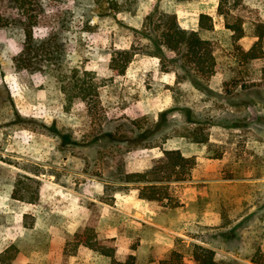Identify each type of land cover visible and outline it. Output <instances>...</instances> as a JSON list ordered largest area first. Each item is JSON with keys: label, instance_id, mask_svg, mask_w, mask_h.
<instances>
[{"label": "rangeland", "instance_id": "1", "mask_svg": "<svg viewBox=\"0 0 264 264\" xmlns=\"http://www.w3.org/2000/svg\"><path fill=\"white\" fill-rule=\"evenodd\" d=\"M219 1L46 0L35 36L53 32L65 66L106 78L91 110L83 101L65 110L50 71L17 70L23 30L0 27V252L15 244V264H116L130 255L132 264H159L177 249L196 264L188 245L198 242L222 264H264L255 261L264 262V41L257 59L237 49L254 43L264 0L228 3L226 17ZM155 8L195 30L200 13L212 16L213 29L199 30L213 44L212 76L193 77L159 45L148 19ZM0 10L14 16L7 1ZM227 21H240L246 35L234 40ZM129 48L136 53L117 74L112 53ZM192 129L208 139L195 141ZM164 148L196 163L161 206L120 176L150 169ZM24 174L35 202L12 196ZM86 226L116 244L114 261L83 245L66 250Z\"/></svg>", "mask_w": 264, "mask_h": 264}, {"label": "trees", "instance_id": "2", "mask_svg": "<svg viewBox=\"0 0 264 264\" xmlns=\"http://www.w3.org/2000/svg\"><path fill=\"white\" fill-rule=\"evenodd\" d=\"M7 1L14 16H5L0 10V27L10 24L20 25L24 33V42L21 50L13 57V65L17 70L25 69L30 72L50 71L64 99V109L70 110L77 101L86 103L89 110L99 94V89L106 84V78H99L93 70L79 66L67 67L64 65V51L55 40L53 32L36 37L34 28L38 24L40 14L43 12L46 0H0V8ZM232 1V2H231ZM242 0H220L218 12L225 17L228 14V3L237 6ZM151 29L156 34L159 45L177 54L174 61L188 67L193 77L199 75L208 78L216 71V58L212 41L201 36L199 30H212V16L207 13L199 14L198 30L188 29L180 25L177 16L173 12L158 11L156 8L148 15ZM227 28L233 31L232 37L238 40L246 35V30L240 21L226 22ZM250 35L255 38L254 43L248 48L238 47V55L244 60L257 59L263 54L264 22L253 24ZM136 52L131 48L117 49L112 53L110 68L117 74H123ZM193 81V79L191 80ZM195 141L205 142L208 137H199L197 129H192ZM163 154L156 158L150 169L142 172H128L120 176L125 183H133L138 189V197L141 199L158 202L159 205L171 204L173 196L170 192L172 183L187 179L195 165V159L186 156L179 148H164ZM38 174V173H36ZM30 176L20 175L15 182L13 198L26 202H35L38 199V189L32 187L28 180ZM27 214H25L26 216ZM112 240V239H111ZM71 246L69 253H74L80 245H84L114 261L116 245L107 240H101L97 236L93 226H86L82 231L76 232L73 240L68 243ZM17 246L11 244L0 252V264H15L13 259L17 254ZM215 250L198 242L188 245V260L196 264H222L215 258ZM133 255L123 263L129 262ZM264 263L261 260H255ZM37 264V263H28ZM159 264H188L183 254L172 249Z\"/></svg>", "mask_w": 264, "mask_h": 264}, {"label": "crops", "instance_id": "3", "mask_svg": "<svg viewBox=\"0 0 264 264\" xmlns=\"http://www.w3.org/2000/svg\"><path fill=\"white\" fill-rule=\"evenodd\" d=\"M140 200H142V201H144V202H146V203H148V202H151V203H153V202H155V201H152V200H146V199H141V198H139ZM158 205V204H157ZM158 207L160 208V206L158 205ZM116 245V244H115ZM84 246V245H83ZM86 247V246H85ZM88 248V247H87ZM90 249V248H89ZM91 250V249H90ZM93 253H96L95 251H93V250H91ZM97 254H99V253H97ZM101 255V254H100ZM166 255V254H165ZM165 255L163 256V257H165ZM103 256V255H102ZM103 257H105V256H103ZM162 257V258H163ZM105 258H107V257H105ZM161 258V259H162ZM110 259V258H109ZM160 259V260H161ZM160 260H159V262H160ZM192 261V260H191Z\"/></svg>", "mask_w": 264, "mask_h": 264}]
</instances>
